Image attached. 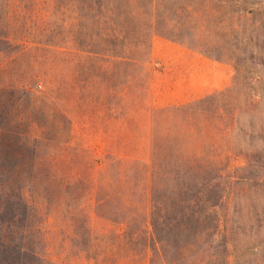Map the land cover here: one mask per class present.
I'll return each mask as SVG.
<instances>
[{"label":"rangeland","instance_id":"1","mask_svg":"<svg viewBox=\"0 0 264 264\" xmlns=\"http://www.w3.org/2000/svg\"><path fill=\"white\" fill-rule=\"evenodd\" d=\"M0 184L37 264H264V0H0Z\"/></svg>","mask_w":264,"mask_h":264},{"label":"trees","instance_id":"2","mask_svg":"<svg viewBox=\"0 0 264 264\" xmlns=\"http://www.w3.org/2000/svg\"><path fill=\"white\" fill-rule=\"evenodd\" d=\"M20 190L13 184H0V194L5 198L4 202L0 201V226L2 235L0 239V264H37L38 260H43V255L34 246L24 244L23 240L18 242L17 237L21 236L26 239L31 236V230L27 226L19 224L21 214L13 210L12 201L20 194ZM28 202V201H27ZM155 204L154 207H156ZM153 232L150 237L153 244H159L157 238V229L152 224ZM187 228V227H185ZM156 237V238H155ZM154 247V252L158 254V249Z\"/></svg>","mask_w":264,"mask_h":264}]
</instances>
